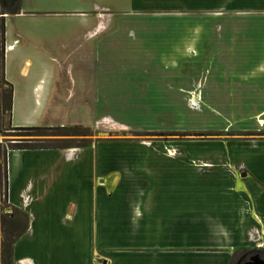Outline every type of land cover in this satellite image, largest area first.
I'll list each match as a JSON object with an SVG mask.
<instances>
[{"label":"crops","instance_id":"0c3cea01","mask_svg":"<svg viewBox=\"0 0 264 264\" xmlns=\"http://www.w3.org/2000/svg\"><path fill=\"white\" fill-rule=\"evenodd\" d=\"M29 1L34 5L47 2L22 0L19 14L4 16V79L13 90V128L54 125V117L49 115L51 107L68 106L74 98L69 93L59 94L54 87L55 68L48 54L52 39L46 33L38 34V25L47 19L35 14L33 6L26 7ZM133 1L131 8L136 13L157 12L162 16L158 18L159 26H174L177 34L163 41L182 43L177 46L180 51L183 49L181 62L207 57L208 49H212L215 55L228 52L219 57L223 73H264V0ZM251 13L255 19L252 33L246 34L241 28L237 32L230 30L232 23L245 20L243 15ZM98 15L94 17L93 32L86 39L106 32V18ZM87 24L90 23L84 20L83 29H87ZM211 25L219 27L216 34L207 32ZM183 26L191 28L186 32L181 29ZM215 36L224 49L209 44ZM248 43L252 49L238 56L236 48L245 49ZM252 58L259 63L249 71L245 64ZM241 63L242 68L238 69ZM163 64L162 71L174 70ZM228 65H232L231 72ZM88 68L91 72L83 71L93 74L100 71L101 65L89 64ZM207 71L211 72L208 68ZM143 72L148 75L149 69ZM160 72L161 69L153 71ZM198 87L204 90L206 86L202 82ZM100 100L87 97L79 104L99 105L103 103ZM164 148L93 145L68 152L6 149V184L0 181V199L7 207L2 209L0 201V238H7L0 242V248L7 235L21 233L11 246V264H231L235 253L253 246L248 239L254 234L253 229L258 240H263L259 235L264 234V211L257 215L248 211L251 223L247 226V213L238 209V204L234 210L230 204L235 203L228 202L225 196L217 194L218 200H214L213 193L199 194L198 186L203 180L199 182L194 174L190 181H183L180 159L169 158ZM231 151H223L225 164L230 161V153L236 154ZM234 152L254 156L251 174L264 185V145H257L252 151L242 147L241 153ZM146 155L149 162L145 161ZM203 164L201 169L210 171L211 166ZM192 168L196 172L198 165L192 164ZM244 176L239 174V178ZM232 177V198L239 203L243 197L241 183L234 174ZM19 218H24L23 226ZM219 233L224 236H214Z\"/></svg>","mask_w":264,"mask_h":264},{"label":"rangeland","instance_id":"374dc122","mask_svg":"<svg viewBox=\"0 0 264 264\" xmlns=\"http://www.w3.org/2000/svg\"><path fill=\"white\" fill-rule=\"evenodd\" d=\"M46 1L36 5L29 1L26 7L33 6L35 14L47 19L46 23L38 25V34L46 33L49 40L52 39L48 43V54L55 68L54 87L59 94L69 93L74 98L68 106H52L49 115L54 117L55 124L45 127L82 130L61 137L54 130L33 136H18L8 130L7 116L0 115V165L2 151L19 141L46 143L47 146L59 147L53 150L66 152L93 145L119 149L131 145L165 147L164 152L170 155L169 158L180 159L183 181H190L189 178L196 175L199 182L203 180V184L198 186L199 194L205 196V192L213 193L214 200H218L217 194L225 196L228 202L231 200L235 203L230 204L234 210L237 204L238 209H245L247 215L244 224L250 225L248 211L251 215L264 211V185L261 186L252 175L254 156H239L234 151L239 152L242 147L252 151L257 145H264V104L259 103L264 99L258 97L260 94L264 96V73H223V61L219 57L228 52L215 55L212 49H208L207 57L203 56L192 63L181 62L179 55L183 49L180 51L177 46L182 43L163 41L177 34L174 26L167 29L159 26L158 18L162 16L157 12L136 13L131 8V0ZM99 13L102 14L100 17L106 18V32L99 37L95 34L91 39H86L93 32L94 17H98ZM243 17L245 20L230 25L231 31L237 32L241 28L246 34L253 32L254 15L251 13ZM84 20L90 23L86 25L87 29H83ZM221 28L227 29V26L221 25ZM181 29L189 31L185 26ZM218 30L219 27L213 25L207 28L210 34H216ZM218 39L215 36L209 44L223 48ZM205 47L208 48L207 45ZM251 49L248 43L245 49L237 47L235 51L238 56H243L246 50ZM163 62L173 66L174 70L162 71ZM258 63V59L252 58L245 64V69L255 70ZM89 64L101 65L100 71L89 73ZM237 64L234 63V66ZM232 65H228L230 72ZM241 68L242 63L238 66V69ZM83 69L89 71L84 72ZM148 69L147 75L143 71ZM154 69H161L162 74L153 73ZM202 82L206 87L199 90L198 85ZM87 97H99L103 103L80 105L79 101ZM85 143H88L87 147H84ZM223 149L236 153H230L228 164L224 163ZM145 161L149 162L147 155ZM192 164L198 165L196 172H193ZM202 164L210 165V171L204 172ZM240 173L245 176L239 178ZM232 174L241 183L239 189L243 197L239 198L241 200L235 198L239 203L232 198ZM0 201L2 209H5V201L2 198ZM240 223L243 225V222ZM253 230L254 234L248 238L254 243L247 248L248 260L264 252V234L259 235L263 237L259 241L257 231ZM214 236L220 238L224 235L219 233ZM6 238L2 236L0 242ZM239 256H242L241 252L234 256L232 264H236ZM261 259L264 260V257Z\"/></svg>","mask_w":264,"mask_h":264},{"label":"trees","instance_id":"16d2710c","mask_svg":"<svg viewBox=\"0 0 264 264\" xmlns=\"http://www.w3.org/2000/svg\"><path fill=\"white\" fill-rule=\"evenodd\" d=\"M22 0H0V115L7 116V126L9 127L8 130L13 131L14 133L18 134V136H33L35 134L44 132V131H58V136H70L73 135L75 132H78L77 128H46V127H17L13 128L10 125L11 119V111H12V95L13 90L12 86L7 83L4 79V16H12L19 14L21 10ZM88 143L84 144V147H87ZM59 147H51L47 146L46 143L44 144H34L33 142H26V141H19L13 144H10L6 149L7 150H15V151H36V150H53L58 149ZM4 149L1 153V160L2 163L0 165V177L4 184H6V161H5V152ZM3 222V221H2ZM19 224L22 226L24 225V218L18 219ZM5 226V222H3ZM21 233H17L13 235V233L7 235L8 239L5 243H2L0 248V264H11L12 263V243L16 238H18ZM248 250L242 251V256H239L236 260V264H243L248 261ZM240 253V252H239ZM239 253H235L234 256H238ZM264 252H262L263 256ZM234 259V258H233ZM233 262V260H232ZM231 262V264H232Z\"/></svg>","mask_w":264,"mask_h":264},{"label":"water","instance_id":"95a60500","mask_svg":"<svg viewBox=\"0 0 264 264\" xmlns=\"http://www.w3.org/2000/svg\"><path fill=\"white\" fill-rule=\"evenodd\" d=\"M243 264H264V260L260 258V255L257 254L254 257H251L247 262Z\"/></svg>","mask_w":264,"mask_h":264},{"label":"flooded vegetation","instance_id":"af4514ba","mask_svg":"<svg viewBox=\"0 0 264 264\" xmlns=\"http://www.w3.org/2000/svg\"><path fill=\"white\" fill-rule=\"evenodd\" d=\"M259 255H260V258H261V256H262V253H258Z\"/></svg>","mask_w":264,"mask_h":264}]
</instances>
